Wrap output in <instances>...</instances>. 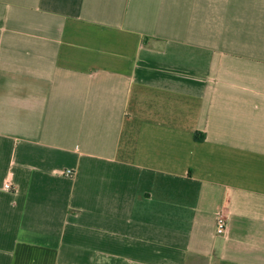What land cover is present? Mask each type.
<instances>
[{
    "label": "crops",
    "instance_id": "1",
    "mask_svg": "<svg viewBox=\"0 0 264 264\" xmlns=\"http://www.w3.org/2000/svg\"><path fill=\"white\" fill-rule=\"evenodd\" d=\"M0 264H264V0H0Z\"/></svg>",
    "mask_w": 264,
    "mask_h": 264
},
{
    "label": "built area",
    "instance_id": "2",
    "mask_svg": "<svg viewBox=\"0 0 264 264\" xmlns=\"http://www.w3.org/2000/svg\"><path fill=\"white\" fill-rule=\"evenodd\" d=\"M69 174L72 172L69 171ZM6 191H11L13 189V184L11 181L6 182L4 185ZM229 230V217L226 211L222 210L219 212L216 222V233L218 236H226Z\"/></svg>",
    "mask_w": 264,
    "mask_h": 264
}]
</instances>
